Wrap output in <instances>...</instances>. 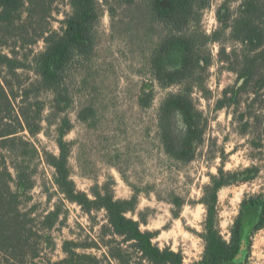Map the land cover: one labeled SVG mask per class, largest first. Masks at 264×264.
<instances>
[{"label": "rangeland", "instance_id": "374dc122", "mask_svg": "<svg viewBox=\"0 0 264 264\" xmlns=\"http://www.w3.org/2000/svg\"><path fill=\"white\" fill-rule=\"evenodd\" d=\"M54 1L51 28L61 32L73 10L70 0ZM96 1L100 19L92 30L91 50L69 66L60 84L64 101L59 104L53 92L38 85L31 69L34 58L45 51V42L39 37L48 24L29 23L27 0L22 21H15L13 27L0 22V51L24 67L15 75L2 70L16 100L12 108L3 104L0 134L16 131L17 116L22 113L28 124L25 119L21 122L24 128L16 139H8L4 145L0 139V157L14 177L15 166L32 175L33 187L20 191L22 207L39 235L32 240L38 244L40 257L32 264L59 263L66 257L67 241L98 243L101 227L107 223L104 211L86 214L67 201L56 184V170L47 156H59L61 138L69 144L71 179L78 190L92 198L93 187L109 184L116 199L136 196L137 209L128 217L140 221L143 231L155 233L154 242L161 249L182 253L185 264L197 263L205 252L207 209L202 200L211 177L221 176V170L228 181L218 193L217 204L219 228L226 240L248 201L264 195V88L259 91L252 83L248 90H239L245 53L231 38L230 29L224 31L237 17L241 2L210 0L201 13L202 30L208 35L218 32L220 39L209 46L213 58L208 74L199 81L195 78V83L203 84L202 89L194 90L193 99L208 121L204 142L194 160L183 163L166 155L158 132L160 105L180 88L161 87L149 61L166 26L153 19L142 0L136 4ZM162 5L168 7L169 0ZM223 48L230 54L224 61L220 57ZM165 59L168 69L178 70L182 51L173 49ZM262 68L264 63L259 62L257 71L261 73ZM178 125L181 127L180 121ZM177 198L182 207L173 204ZM54 211L59 214L55 222L47 218ZM260 211L259 206L246 212L251 230L245 253L235 264H264V229L253 232ZM99 247L77 252L102 257L106 249Z\"/></svg>", "mask_w": 264, "mask_h": 264}, {"label": "trees", "instance_id": "16d2710c", "mask_svg": "<svg viewBox=\"0 0 264 264\" xmlns=\"http://www.w3.org/2000/svg\"><path fill=\"white\" fill-rule=\"evenodd\" d=\"M136 4L137 0H126ZM164 0H142L153 15V19L166 26L167 32L161 36L151 51L149 61L155 79L163 88L178 86V92L169 93L162 101L158 111V132L166 155L178 162L189 163L196 157L198 147L204 142L208 125L204 114L197 108L193 99L194 90L203 88V79L212 65L210 44L219 42V33L208 35L200 27L201 13L210 5V0H169L170 5L163 7ZM27 20L46 22L39 39L45 42V51L34 58L32 71L38 77V85L53 92L58 104L64 101L60 84L65 79L69 66L80 56L89 54L92 30L100 19L96 0H70L72 14L63 21L62 31L51 28L54 0H27ZM241 7L230 29L231 38L243 48L244 68L239 72L242 81L239 90H248L252 83L259 91L264 88V73L258 72L259 62L264 63V0H240ZM25 0H0V22L14 26L17 20L22 21ZM88 44V45H87ZM4 46V45H2ZM173 49H180L183 54L182 66L178 70H170L166 66V55ZM221 60L229 59L230 54L223 48ZM24 68L22 64L8 53L0 51V113L3 104L12 108L16 96L2 70L9 74ZM257 78V79H255ZM255 94H258L255 91ZM18 117V129L6 130L0 134L2 144L8 139H16L22 121L27 122L24 113ZM23 118V120H22ZM21 119V121H20ZM181 122V127L178 125ZM32 134L36 132L29 129ZM63 133V132H62ZM59 156L48 155L47 162L56 170V184L61 193L70 203L79 205L83 211L92 215L104 211L107 223L102 225L99 239L90 245H80L74 241L65 242L66 257L56 264H185L182 253L166 247L161 249L154 242L156 234L143 231L141 222L128 217L137 209L138 200L133 196L130 200L116 199L109 184L102 187L96 185L91 196L77 189L71 179L69 167V144L61 138L58 141ZM16 177L13 176L5 158L0 157V264H32L40 257V251L33 237L37 231L31 226V216L22 207L20 191L33 187L32 175L19 166H15ZM212 176L211 182L205 187L202 203L207 209L205 222V252L202 260L194 264H235L242 258L243 240L247 237L246 212L252 208H261L258 222L253 232L264 229L263 196L248 201L247 209L241 210L230 229V239L222 235L218 223V193L228 184L225 175ZM16 185V189L13 188ZM177 207L183 203L173 201ZM57 211L49 213L47 218L57 220ZM53 226L50 224L51 228ZM250 229V227H249ZM251 230V229H250ZM250 232V231H249ZM72 247V249L69 248ZM106 249V254L99 257L92 253H78V249Z\"/></svg>", "mask_w": 264, "mask_h": 264}, {"label": "bare ground", "instance_id": "6f19581e", "mask_svg": "<svg viewBox=\"0 0 264 264\" xmlns=\"http://www.w3.org/2000/svg\"><path fill=\"white\" fill-rule=\"evenodd\" d=\"M246 225H247V228H249L251 226V222L248 220ZM245 248H246V238L243 240V243H242L241 256L243 255Z\"/></svg>", "mask_w": 264, "mask_h": 264}, {"label": "water", "instance_id": "95a60500", "mask_svg": "<svg viewBox=\"0 0 264 264\" xmlns=\"http://www.w3.org/2000/svg\"><path fill=\"white\" fill-rule=\"evenodd\" d=\"M250 229L249 228H246V233H249Z\"/></svg>", "mask_w": 264, "mask_h": 264}]
</instances>
